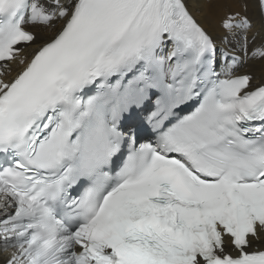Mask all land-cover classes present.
Listing matches in <instances>:
<instances>
[{
    "label": "snow or ice",
    "instance_id": "obj_1",
    "mask_svg": "<svg viewBox=\"0 0 264 264\" xmlns=\"http://www.w3.org/2000/svg\"><path fill=\"white\" fill-rule=\"evenodd\" d=\"M219 2L0 0V264H264V0L233 48Z\"/></svg>",
    "mask_w": 264,
    "mask_h": 264
},
{
    "label": "bare ground",
    "instance_id": "obj_2",
    "mask_svg": "<svg viewBox=\"0 0 264 264\" xmlns=\"http://www.w3.org/2000/svg\"><path fill=\"white\" fill-rule=\"evenodd\" d=\"M245 3H247V7H248L247 15L250 17V19L252 20L256 28H259L260 16H259V13L256 11L253 0H220L219 3L214 5L211 17L208 16L207 12H205L206 18L203 19L201 22L204 23L205 27L209 30L213 39L217 41L218 48L235 47V42H232L228 45H223L221 43V37L223 33L221 29L219 28L218 22H219V19L226 12H237V11L243 12V5ZM254 83H256V81H254ZM2 259H3L2 255L0 254V261H2Z\"/></svg>",
    "mask_w": 264,
    "mask_h": 264
}]
</instances>
